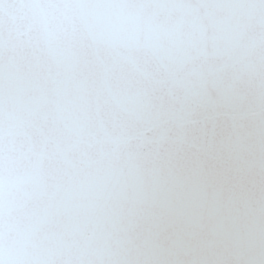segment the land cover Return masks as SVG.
Segmentation results:
<instances>
[{"label": "snow or ice", "instance_id": "6c2138e0", "mask_svg": "<svg viewBox=\"0 0 264 264\" xmlns=\"http://www.w3.org/2000/svg\"><path fill=\"white\" fill-rule=\"evenodd\" d=\"M0 264H264V0H0Z\"/></svg>", "mask_w": 264, "mask_h": 264}]
</instances>
